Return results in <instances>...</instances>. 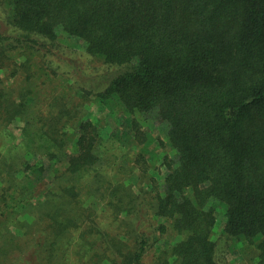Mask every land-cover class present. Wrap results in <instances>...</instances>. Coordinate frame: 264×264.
Wrapping results in <instances>:
<instances>
[{"label": "trees", "instance_id": "obj_1", "mask_svg": "<svg viewBox=\"0 0 264 264\" xmlns=\"http://www.w3.org/2000/svg\"><path fill=\"white\" fill-rule=\"evenodd\" d=\"M92 103L131 121L120 176ZM105 262L264 264V0H0V264Z\"/></svg>", "mask_w": 264, "mask_h": 264}, {"label": "rangeland", "instance_id": "obj_2", "mask_svg": "<svg viewBox=\"0 0 264 264\" xmlns=\"http://www.w3.org/2000/svg\"><path fill=\"white\" fill-rule=\"evenodd\" d=\"M61 41L63 42L62 46H64V42L65 44L67 43V45L69 46L67 50H65V53L68 55V57L70 55H73V57L75 56V54H70L71 50H79L81 47V43L75 39V38H65L63 36L60 37ZM55 51V50H54ZM56 52L60 55H62V50L61 48L56 50ZM78 58V57H77ZM83 58V57H81ZM84 59V58H83ZM77 60L80 59H75V61H73L71 64L72 66H74L75 71H76V79L78 80V83L81 84V86L83 88H87V89H93L96 87L97 82L99 80V76H97L96 74L93 73V69L92 67H90L89 65L85 64V63H79ZM92 65V63H90ZM95 64H97V69L100 72L102 79H104L105 77L103 76L104 74L107 73V71L109 72V70L107 68H105L104 66L100 65L101 63H97L95 62ZM93 66V65H92ZM4 77H6V82L9 85H14L16 82H18V75L14 76V77H8V73H3ZM78 98V94L76 93V91H74L73 95L71 97H68L69 100H76ZM89 111L92 114V117L95 119H99V126H100V133L101 136L104 138L105 140V145L108 148L106 153H105V158L109 159L111 161V163L113 164L112 167L108 168L109 172H114V174H116L117 176H120V173L122 172V164L124 165L123 158H135L138 154V150H139V146L136 144L134 138H133V133L131 131V121L128 119H123L116 111H111V109H107V110H103L102 108H100L96 103H92L89 104L88 106ZM142 117L141 118V122L146 125V127H149L152 132L156 135V136H162L165 137V128L163 126V124L159 123L157 120H155L152 116L149 117L148 119H146ZM23 122V121H22ZM21 121H19L17 124L13 125L12 128L14 129V132L17 136V141L19 140V138L22 135V123ZM72 131V129H69ZM70 132V131H69ZM107 140V141H106ZM154 150L156 152H160L161 148L158 145V143H154L153 146ZM70 150L74 151V145H70L69 147ZM127 153H129V156L127 155ZM146 158H148V160H152L151 154L147 153L146 154ZM129 167L133 166L134 163L133 162H129ZM59 167L62 166L61 163L57 164ZM128 166H124V169H129ZM55 168V167H54ZM54 168L52 166V168L48 171L46 178L44 179V181H42V184L39 188L40 190L45 189L47 186L50 185V182L53 178L54 175ZM111 172V173H112ZM119 172V173H118ZM116 178V177H114ZM118 179V178H116ZM133 184H134V188L136 190L139 189L140 185L139 183H141V178L139 175V171H138V165L137 168H134L133 170V174H132V179ZM43 186V189H42ZM44 191L39 192L36 198H39L41 196H43ZM41 193V194H40ZM102 207V206H101ZM100 207V208H101ZM102 222L105 220L107 221L106 217L103 216L102 217ZM225 217L223 214V211H220L219 213V217H218V223L215 229V233H214V238L218 239L221 235V225L224 221ZM154 250V249H153ZM153 254V251L149 252V258L151 257V255ZM147 260L149 261L150 259L147 258ZM230 260L231 261H235V255L232 254L230 255ZM105 264H109L108 262H105Z\"/></svg>", "mask_w": 264, "mask_h": 264}]
</instances>
